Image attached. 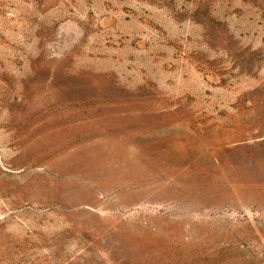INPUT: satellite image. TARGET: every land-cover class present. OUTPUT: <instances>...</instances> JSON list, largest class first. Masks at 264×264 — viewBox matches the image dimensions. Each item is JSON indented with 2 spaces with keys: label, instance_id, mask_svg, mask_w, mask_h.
Listing matches in <instances>:
<instances>
[{
  "label": "rangeland",
  "instance_id": "1",
  "mask_svg": "<svg viewBox=\"0 0 264 264\" xmlns=\"http://www.w3.org/2000/svg\"><path fill=\"white\" fill-rule=\"evenodd\" d=\"M0 264H264V0H0Z\"/></svg>",
  "mask_w": 264,
  "mask_h": 264
}]
</instances>
